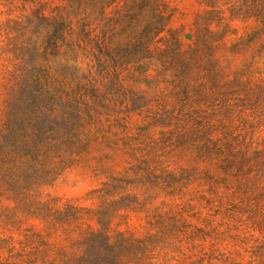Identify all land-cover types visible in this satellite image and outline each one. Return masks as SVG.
I'll return each instance as SVG.
<instances>
[{
	"label": "rangeland",
	"instance_id": "1",
	"mask_svg": "<svg viewBox=\"0 0 264 264\" xmlns=\"http://www.w3.org/2000/svg\"><path fill=\"white\" fill-rule=\"evenodd\" d=\"M108 1H116L106 10L112 16L125 0ZM162 1L172 18L161 37L178 53L180 75L159 65L110 91L85 60L67 73L64 90H49L62 98L46 105L44 138L76 137L51 150L53 141L34 137L40 102L25 100V76L30 85L38 78L62 88L65 58L61 50L46 60L48 31L21 39L19 24L36 13L74 22L86 15L77 17L67 0H0V145L9 122L31 145L0 147V264H82L103 228L111 248L97 241L99 264H114L111 253L117 264H264V0ZM86 14L97 29L98 12ZM82 76L106 95L86 96L90 111L58 130L57 107L68 105L64 93L85 86ZM131 91L155 111L165 102L183 111L175 110L173 125H152L139 137L142 118L126 113ZM198 133L224 146L200 156Z\"/></svg>",
	"mask_w": 264,
	"mask_h": 264
},
{
	"label": "trees",
	"instance_id": "2",
	"mask_svg": "<svg viewBox=\"0 0 264 264\" xmlns=\"http://www.w3.org/2000/svg\"><path fill=\"white\" fill-rule=\"evenodd\" d=\"M67 1L70 3L69 7L73 8V11L78 14L77 17L80 16V10H83L86 17L74 22L71 19H48L43 16L39 17V14L36 13L37 15L35 17L28 19L27 24H19V37L21 39H25L26 34H30V31L33 29H37V31L40 29L48 31V44L44 48V54L42 55L46 60L52 56L57 57L61 50L65 58V63L62 68L65 80L60 84L62 88L58 86L56 80L49 85V82H41L38 78L35 80V85H30V78L25 76V100L28 101L33 97L35 102H40L38 103L40 104L38 108L39 118L36 123L38 130L36 134H34L35 138L42 136V138H44L47 136L46 126L48 122L46 123V115L48 113V106L46 105L48 101L62 98V96L59 95L50 97L49 90L51 86H55L53 89L56 90V92L64 90L65 86L68 85L67 73H77L79 71V65L85 60L89 61L88 66L91 71L96 70V72H98L101 77V82L105 85H109L110 91H114V89L118 90L123 86L125 81L139 83L142 79L149 77V72L152 67L157 68L159 65L164 67L168 64L170 70H172L173 73L175 72V78H177L179 74L177 73V66L179 65L178 53L175 54L171 51L170 40H165L164 37H161L163 34L169 32L168 27L172 18V14L169 13L168 7L162 0H125L122 6H115L114 11L111 13L112 16L107 15L106 10L114 5L116 1ZM84 2L85 4L83 6L82 3ZM90 11H97L99 17H101L97 27L101 32L97 35H93L97 29L95 28L92 30V26H94L93 24L96 23V21H92L91 15L88 16L86 14ZM160 44L164 45L165 49L159 47ZM36 49L39 50V48ZM49 50H51L50 53L48 52ZM21 62L23 65V59ZM91 77L92 76H82L81 79L86 82L85 86L83 85L84 87L80 86V89L78 88L70 94L64 93L68 105L65 108H62V106L57 107L61 110L62 119L61 124L57 125L58 130L60 128L67 130L71 124L79 120V116L85 112L84 110L87 109L90 111L87 105H84V108L82 107V101L86 96L90 95L103 98L106 95H100V92L87 87V84L94 80V78L91 79ZM177 95L178 94H174V98H176L175 96ZM126 100L127 115H136L142 118L144 122V124L137 126L139 137H142L152 125L158 124L163 127L173 125L172 121L178 118L173 117L175 110L178 111V116L181 115L183 111V104L180 102L177 103L179 107L178 110L173 109L174 112L167 109V102L158 104L157 110L155 111L153 110V105H151L150 100H147L145 96L139 95L133 91L129 92ZM176 101L178 100L176 99ZM13 125L12 122H9L7 125L2 141L4 144L2 143L0 147H6L11 143H13L12 145L14 146L19 145V143L29 146L25 140L20 141L18 139ZM49 131L51 130H48V132ZM52 136L55 138L54 140L48 137L47 139L44 138L42 142L39 140L38 144L48 143V139H50L55 143L51 147V150H58L61 141L65 143L63 147L67 148L76 138L70 132L67 134L59 132ZM193 142L196 144L195 147L200 156H204L213 151H220L224 146L221 140L213 141L204 135V133H198ZM201 143L202 145L200 146ZM182 144L183 142L180 139L176 143L179 147H181ZM29 147H31V145ZM263 153L264 152H260V154ZM233 156L238 158L239 153L235 152ZM240 158L244 163L250 159L246 155ZM245 166L247 167L249 165L247 164ZM105 230L106 229L103 228L102 231L94 234L88 240L86 245L87 254L84 260L81 261L82 264H99V262H102L100 254L97 252V241L102 240L105 242L106 246L111 248ZM110 256L114 264H117L115 260L118 259V255L111 253Z\"/></svg>",
	"mask_w": 264,
	"mask_h": 264
}]
</instances>
